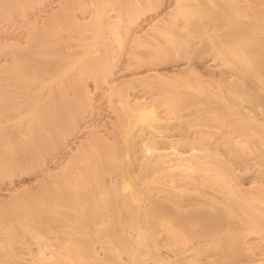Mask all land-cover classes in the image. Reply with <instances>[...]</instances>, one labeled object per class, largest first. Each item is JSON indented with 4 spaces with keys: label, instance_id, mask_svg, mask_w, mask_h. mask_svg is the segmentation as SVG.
<instances>
[{
    "label": "rangeland",
    "instance_id": "374dc122",
    "mask_svg": "<svg viewBox=\"0 0 264 264\" xmlns=\"http://www.w3.org/2000/svg\"><path fill=\"white\" fill-rule=\"evenodd\" d=\"M4 1H6V3H2V4H4V5H2V7H5V8L7 7L6 10L11 9L12 11H15V12L19 11L20 9L26 11L29 8L28 6H30L31 8H29L27 10V12H28V15L31 14V16H32L31 21L35 20V19L38 20V18H41V16H46L44 14L47 11L50 12V10L53 8V6H52L53 3H54V5L59 3V2H61L62 4L67 3L65 5L70 4V0H66L67 2H64V0H57V1L56 0H40V1L36 0L33 2H32V0H28V1L27 0H8V1L4 0ZM17 2H19V3H17ZM16 3L19 5H17ZM7 4H9V6H6ZM46 4H47V6H46ZM15 5H17V7ZM34 5L37 9L35 7H33ZM38 6H40V8L41 7L42 8L40 9ZM43 6H44V8H43ZM49 6L51 9L49 8ZM47 7H48V10H46ZM88 7H91V6H88ZM34 8H35V10H33ZM37 10L40 12L38 13ZM34 12L37 14L33 16L32 14H35ZM38 14L41 16L38 17ZM47 14H48V12H47ZM109 14H111V15H109ZM97 15H99V13ZM108 15L110 17H108ZM106 16L107 17L104 16L102 18L106 19L105 22H107V21L110 22L112 20V18L114 17V13L111 11ZM111 16H113V17L111 18ZM109 19H111V20H109ZM1 20H2V22H1ZM93 23H95V21ZM263 23H262V25L264 27ZM4 24H5V21L0 18V26L2 28L0 30H3V28L6 27V24H5V26H4ZM81 24H83V22H81ZM53 26H51L52 30L49 29L50 27L47 28V30H49V31H45L46 28H44L43 31L46 32L45 34H43V31H40L39 33L37 32L39 35L42 34L41 36L36 35V33H34L32 35L33 38L41 37V39H39V38L35 39L36 42L42 43V44L37 43V45L39 47L41 46L43 48L42 45L47 46V44H44V43L51 44V43H54L58 39L66 40L69 38L70 42L66 40L67 42H66L65 49L67 48V46L70 43L71 47L68 46V48H70V52H73V50L75 51L77 49H79L81 51V50H83L81 47L84 48L86 45H88L87 43L89 41L96 42V40L99 41L102 39V38H100L101 35H98L99 33L95 32V30H91V31L89 30L87 32L89 37L83 39V40H86L85 42L83 40H81V38H80V40L82 42V44H81L79 42V40H77L78 36H75L79 32L81 26H78V25H77L78 27L67 26L66 28L62 27L63 29L60 26H56V25H53ZM27 29H28V27H27ZM137 29L136 28L134 29V31H136L134 33L139 32L138 36H140L141 37L140 39L143 41L141 43L145 44L147 40H146L145 36H143L144 32H141L140 30H137ZM262 29L264 30V28H261V30ZM53 31H55V32H53ZM48 33L49 34L52 33L51 36H53L54 33H56V35H54L53 37H49V35H46ZM256 33L259 36L258 35L250 36V38H248V40L246 39L243 42L247 43V42H250V40H252V41H253V39L257 40V38L264 36V34L260 35V33H258V32H256ZM90 34H92V35H90ZM44 35L48 36V37H44ZM57 35H59L60 37H56ZM109 35H111V34H109L107 32V33H105L104 36L107 38L106 39L107 41H111L112 44H114L112 46V48H113L112 53H114L113 54L114 57L116 56L114 59V62L118 63L119 58H120L118 55L120 53V52H118L119 46H118L117 42H115V40L113 38H111ZM94 36H96V37H94ZM71 37H75V39H73V38L71 39ZM109 37L111 40L108 39ZM176 37H178V36H176ZM255 37H257V38H255ZM89 38L90 39L93 38L95 40L93 41V39L90 40ZM181 38H183V37H181ZM49 39H51V40H49ZM78 39H79V37H78ZM173 39H176V38H172V41H173L172 43H175V41L178 38L175 41ZM259 39L264 40L261 38H259ZM37 40H40V41H37ZM180 40L181 39L176 41L175 44H177ZM73 41L76 42V44ZM201 41L199 42L200 45L204 43L203 42L204 40L202 41L203 43ZM73 43H74V46L72 45ZM84 43L86 45H83ZM149 43L150 42L146 43L144 46L142 45V47L140 46L141 44H139V47H141V48L147 47L149 49L150 53L155 54L154 52H151V50L158 47L159 45L160 46L162 45V44L158 45L157 43L156 44H154V43L149 44ZM169 43H171V41ZM126 44L129 47H127V45H125L124 49L126 50V52L123 51L122 57L123 56L125 57L126 55H127L126 57H131V56H128L129 53H130V55H132L131 54L132 48L130 47L131 46L130 41H127ZM171 45H173V44H171ZM189 46H191V45L189 44L188 48H189ZM77 47H79V48H77ZM162 47L164 48V45H162ZM162 47L157 49V50H159V52L157 51L158 54L155 55L156 58L154 57L151 59L153 61H155L152 64L156 63L154 65L159 66V68H161L160 70L161 71L163 70V71L157 73V75H154L152 77H145V78L133 80L131 82V84H134V85L129 84V86L127 88L128 97L125 96V98H122L123 95L121 96V94H119L116 90L112 91V90L106 88V87H108V84L104 79H100L99 81L94 82L95 81L94 78H92L90 76L87 77V80L89 81V85H90L89 89H90V92L92 94V95L90 94V99H91V102L93 103L92 106H96V107H92L91 105H87V107L89 106L87 110L94 108L93 110L91 109L93 111V113H91V115H93V116H91V121L89 124L91 125L90 127L95 131L97 130L99 134L106 133L103 136L104 137L107 136L108 139H107V137L104 139H107L109 141L111 140L110 136H108V134H110L109 133L110 129L115 128L116 127L115 125H117V123H115V121H116L115 110L124 109L125 107H123V105H125L126 107L128 106V108L132 107V108L128 109V112H130V113L128 114L129 120L127 121V123L129 125L128 124L127 125H128V127H131L134 130V132H133V130H132V132L135 135L134 136L135 140L137 141V143L139 144V146L142 149V150H140V152H138L139 155L138 154L137 155L134 154L133 156L131 155L132 157H135L134 159L131 157L130 159H127L123 163L116 158L110 159V157L108 156V155H110V152L105 151L106 150L105 148H107V150H108V146L107 147L103 146L105 144V141H106L104 139L102 141L101 140L97 141V142L94 141L95 144L97 143V146L95 144L92 145L93 144V143H91L92 141L91 142L87 141L85 143L86 146L81 147L82 144L80 145V149H78L79 145H78V142H76V144H73L75 146L72 149L73 151L72 150L69 151L64 147V143H65L66 138H69L72 136L71 132H68V137H66L65 139L60 138V137L56 138V136H54V137L52 136L53 139H50L48 136H45V138H46L45 139L44 136L42 135V134H44L43 133L44 129H42L43 128L42 123H40V122L36 123L35 121L31 122V124H30V127L33 128L34 131L33 130L27 131V133L33 132L34 135H33V133H31V135L33 137L29 136V133H28V135L23 134V139L17 140V138H10L8 141L9 143L7 142L5 144V146L9 145L8 147H6L7 149H4L5 147L0 146V150H1L0 151V163H1L0 164V264H7L8 262H9L8 264H10V261H8V260H11L12 262H15L16 259L18 260L20 257L17 254L21 253L20 249H22V248L23 249L21 251L25 250V253L28 254L29 249L36 250L35 247L36 248L42 247L41 250L45 249L42 251H44L45 255L48 256L50 254V250H49L50 248H48L47 246L51 244L50 242L55 243L54 241H52V239L54 240L57 237L53 238L52 236L53 235L58 236L57 234H59L61 237L58 236L59 238L56 239V240H59V244L57 242L58 247L57 246L56 247L59 248V250H61L63 252V254L65 252H67L66 254L70 255V253H68V252L73 251L74 253L71 252V255L73 254L72 255L73 257L78 258L79 257L78 254H81V253H83L81 251H84L83 248H84V246H86L85 243H88L87 244L88 246L96 247L98 249L97 251H99L98 254H100V256L101 255L103 256L105 254V251H107V249L105 250L104 247H100L101 245L102 246L103 245L109 246L108 244H110L113 246L115 244V242H118V241H111L112 236L110 235V232L113 229L111 230L110 228H112L114 226L113 217H114V219H116L115 217H117L119 215L118 213H120L122 211V213H120L121 215L123 214L122 216H124V215L127 216V219H129V220L136 218L137 220H134V219L132 220L133 222L135 221V225L136 226H138L140 224L144 225V227H143L144 229L142 228V230H147L145 228H148L146 226L150 225L149 218H146V216L145 217L139 216L142 213H139V212H141V210L140 211L138 210V212L136 211L137 206H139V204H141V203H144L147 206H149L152 198H154V199L157 198V200L160 202V204L162 206H165L168 204V209L170 210L171 216H173V217L176 216L177 218H179L180 216L185 214V212H184L185 208H182L179 210L174 209L175 205L174 204L172 205L171 199L175 198V196L178 195V193H176V192H179V193L185 192L183 195H185L186 197L189 196L190 200L192 202L196 203L195 205L193 203H191V205H194L195 207L189 205L192 208H188L189 207L188 206L187 210H189L190 213L192 212L191 213L192 215L194 214L193 216L195 219H197L199 221L198 224L200 227H201L202 223L203 222L205 223V221H206L205 225H203V227L200 228V230L197 229V228H199V226L195 228V229H197V231L199 230L198 232L203 233L204 231H207V230L210 231L211 229H214V230L216 229V234L214 236V240L216 242L214 240H212L209 245H212V247H214V245L218 246V245H222L223 243H225L224 245H228L230 247L229 248L228 246H226V248H229V250H231V248L233 249L234 246H236V248L234 249L235 250L234 252L236 253L237 256L233 255V254H235V253H233V251H229V250L226 251V252L229 251V253L232 252L231 254L228 253V255H227V257H229L228 259H230V260H232L233 257H236V258L247 257V259L249 261L251 259V256H253L252 259L248 263H251L252 261H254V263L264 262V261H262V259L264 260V247H262V246H264V244H263L264 243V237H263L264 236V216H263L264 215V203H262V200L264 202V144L262 143L264 141L261 138L262 136H260V133H259L260 131H258V130H264V129L253 130V128H255L256 126H258V127H256V129L257 128H264L263 127V125H264V114H263V112H264V106H263L264 105V103H263L264 102V89L262 88V86H260V83H258V82H260V81H258L259 76H257V75L254 76L255 77L254 78L255 83L252 84L253 85V87H252V86H250V84H249L250 82L248 81L249 75L245 74V72L247 71L246 67H243L242 70H237L234 64H229V66L227 64L226 66L229 67L228 68L229 70L230 69L234 70V68H235V71L241 72L240 75H238L239 74L238 73L234 76V78H236V79L234 80V86H233V83H231L229 81V79L220 75L218 73V71L214 70L213 68L209 69V68L203 66V64L205 62H207L205 60L208 59V61H209V58H208V56L202 55L199 52L200 50H198L197 48H195L196 49L195 51H192L194 49H192L191 52L188 51V54H187L188 56L185 53L184 54L179 53V51L182 50L183 47H182V49L176 48L173 54H172L173 51H171V53H169V52L166 53V54H171L173 56H170V55L164 56L163 52H165V48L163 49ZM198 47H199V45H198ZM66 50H68V49H66ZM128 50H131V51H128ZM155 50L156 49H154L152 51H155ZM192 52H193V54H192ZM123 54H125V55H123ZM177 54L183 55L185 58L184 57H182V58L185 60L181 59V56L179 57V56H177ZM160 58L161 59L163 58V59L161 60ZM186 59L187 60L190 59L189 61L191 62V65L193 66V68H192V66H190V68H188V69L187 68L186 69L174 68L175 65L178 64L176 62L180 63L182 61H186ZM115 60H117V61H115ZM156 60H157V62H156ZM258 62L260 64L264 62V54H263V57L261 55L255 59V63L259 64ZM73 65H75V64H73ZM73 65H72V69H74V67H75ZM167 68H169V69H167ZM72 69L69 70L70 73L68 71V75L64 76L67 80H69L68 82H70V80L74 81V78L76 76L75 74H77L76 72H74L75 70H72ZM126 73H130V72L127 71V72H123L122 74H126ZM71 74H72L73 78H71V76H70ZM37 77L38 76H36V78H34V80H37ZM221 77H222V79H221ZM91 79H93V80H91ZM256 82L259 84V86H257ZM71 83L72 82L67 83L68 85H65L63 87H65V88H68V86L71 87ZM237 84H239V87L243 88V89L244 88H248V89L255 88L252 91H253V93H255V95L256 94L258 96L260 95L259 97L256 96L258 101L254 102V101H256V99H255L256 97H254L252 100H247V99H244L243 97H239L237 95L238 94L237 92H232L233 89L235 87H237ZM94 86H96V87H94ZM259 88H261V90ZM37 89L39 90L40 87H35L34 91L35 90L36 91L32 92V93H37V91H38ZM24 91H25L24 95H22L23 94V91H22L20 93V96H19L20 98L18 97L19 99H21L20 102L24 103V104L21 103L22 106H26L31 101L30 99H31V94H32L31 92H28L30 90H24ZM26 95H28V96H26ZM27 97H30V98H28V100H29L28 102H27ZM22 98H24L25 100ZM225 98H227V99H225ZM236 98L237 99L239 98L237 101L238 105L235 102H233L234 101L233 99H236ZM95 101L97 103H95ZM113 102L115 103V105H112ZM248 103H250V104H248ZM101 104H103V105H101ZM149 104H152L154 106L155 110L157 111L158 117L160 119V122H159L160 125H157L158 126L157 129H155L154 131L150 130V128L147 125L143 124L144 125L143 126L139 122L137 123L138 126L133 125L135 123V120H136L135 119V117H136L135 110L138 107H142L144 105H149ZM260 106H261V108H260ZM101 107H103V108H101ZM112 107H114V108H112ZM236 110H238V111H236ZM243 110H247V113L249 112L251 115L252 114L253 115L251 116L250 114H246L243 112ZM103 112H105V114ZM94 114H95V116H94ZM101 115H102V117H101ZM246 115H250V116H246ZM133 116H135V117H133ZM257 119H259L260 121H258ZM79 120H80L79 117L75 118V123L73 124L74 127L76 126L75 125L76 122H78ZM252 120L255 122L258 121V123L248 124L250 126H247L246 124L251 123ZM247 121H249V122H247ZM100 122H102V123H100ZM113 122H114V125H113ZM73 125H72V128L74 129ZM250 127L252 129H250ZM72 128H70L69 131H71ZM105 128H107V129H105ZM36 129H38V130H36ZM248 130H249V132H248ZM136 132H138V133H136ZM246 132H248V134H245ZM179 133H180V135H177ZM251 133H253V134H251ZM261 133L264 136L263 131H261ZM182 136H184L185 138H182ZM178 137H180V138H178ZM25 138H29V139L31 138V139L25 140ZM155 138L157 139V141L159 140V142L156 143L157 145L159 144V147L164 148V149L168 148L167 149L168 153H169V154L167 153L168 155L163 154V156L161 155L160 158H156L153 151L152 152L150 150L145 151V146L143 144H145L146 142L151 143V141H153V139H155ZM176 138L178 139L179 142L177 141ZM205 139H206V141H205ZM263 139H264V137H263ZM22 140H25V141H22ZM202 140L205 142H202ZM88 142H89L90 146L87 145ZM106 142H108V141H106ZM31 146L32 147L36 146V147L33 150V149H31L32 148ZM98 146H99L100 150H97V149H99ZM102 146H103V148H102ZM163 146H165V147H163ZM2 148L4 150H2ZM76 149H78V151ZM174 149H176V150L179 149L178 151H180L182 153L181 157H179V155L178 156L175 155L176 153H175ZM202 149L205 150L206 152L202 151ZM31 150H33V152ZM79 151H81V153ZM201 151L205 152L204 154H209L208 156L205 157L206 158L205 162H204V159L201 158V156L203 154ZM30 152H32V153H30ZM69 153L70 154L72 153V154L70 155ZM75 153H77L78 155ZM170 153H172L173 155H170ZM5 154H7V156ZM32 154H33V156H32ZM76 155H77V157H76ZM199 155H201V156H199ZM170 156H172V157H170ZM176 157H178V158H176ZM199 157L201 159H199ZM208 157H210L208 159L209 161H207ZM26 159H28V160H26ZM144 159L150 160V161L152 160V162L149 163V161L148 162L145 161V162H147L145 165ZM154 159L156 160L157 164L158 163L161 164L160 169L164 168V170L159 169V171H158V170H155V168L154 169L152 168V166L153 167L155 166L154 163H156V162H153ZM157 159H158V161H157ZM202 159H203V161H202ZM20 160H22V161H20ZM23 160H26V161H24L25 163L23 162ZM109 160L111 162H109ZM129 160H131V161H129ZM179 161H180V163H178ZM15 162L17 163L16 168H11L10 165H7L9 163H15ZM18 163H21V164H18ZM174 163H176V165H174ZM167 165H168V167L171 166L174 168H172V169L167 168ZM180 165H181V167H178ZM243 165L246 168H243L244 167ZM8 166H9V168H7ZM44 166H45V168H44ZM42 167L45 170L46 169L48 170V172H45L46 174L43 173L44 175L41 174L42 173L41 172ZM244 169H246V170H244ZM171 171H173L172 176L170 175ZM174 172H176V174H179L180 178L184 177V179H183L184 182L186 180L189 181V179H190L189 184L187 185L186 182H188V181H186L185 182L186 186H185V184H183V182H182L181 186H183V187H181L178 182H176L175 180L173 181L174 178L177 179V177L173 176ZM115 173L117 174L116 176H115ZM120 175H122V176H120ZM105 176L106 177L110 176V177L106 178ZM130 176H131L130 180H132V179L136 180V181L135 180L132 181V182H134L133 185H134L135 189H137L139 187V189L137 191L134 190L135 193H137V194H135V195H137L136 199H134L133 197H131V195H129L132 199L135 200V204L133 203L134 202L133 200L131 201V198H125V197H128L129 191L128 192L125 191L120 186V184H122V180L129 179ZM120 177H122V178H120ZM63 179H65V180H63ZM114 179H116V181H114ZM108 180L111 182V184ZM160 180H162V181H160ZM101 181H103V182H101ZM156 181H158V182H156ZM63 182H65V184L67 182V184L64 186ZM72 182H73V184H72ZM112 182H113V184H112ZM155 182H156V184H155ZM100 183H101V185H103V183L107 184V185H109V184L111 185V186L106 187L105 192H104V194H105L104 197H103V193L100 195V193H101L100 192L101 188H99V187H101ZM60 184H62V185H60ZM137 184H139V185H137ZM154 185L156 186V188ZM176 185H177V187H176ZM136 186H137V188H136ZM66 187L67 188L69 187V188L67 189ZM120 187L122 188V191H120L121 190ZM98 188H99V190H98ZM107 188H109V189H107ZM114 188L118 189L119 191L114 190ZM169 188H172L173 190L169 189ZM103 189H104V186L102 187V192L104 191ZM167 189H169V190H167ZM59 190H61V191H59ZM64 190H65V192L68 191L67 193H74L73 195H76V196L75 197L71 196L72 197L71 198L70 194L69 195L65 194V196L59 195L60 193L62 194V192ZM85 190H86V192L87 191H90V192L84 193ZM96 190H98L97 193H96ZM69 191H71V192H69ZM65 192H63V194ZM107 192L109 193V195ZM55 193L57 194L56 196L58 198L54 197ZM202 193H204L206 195H204ZM42 194H43V196H42ZM45 195H49V196H45ZM84 195L87 197H85ZM95 195H97V197ZM140 195H143L142 198H140L141 197ZM157 195H160V196L158 197ZM172 195H174V196H172ZM82 196H83V198H82ZM65 197H67V198H65ZM89 197L92 199H90ZM110 197H112V198H110ZM169 197H171V198L169 199ZM201 197L203 198V200L207 199V201L201 200ZM96 198H98V199H96ZM107 198H109L111 200H109ZM59 200H63L64 204L62 202H60ZM68 200H70V201H68ZM83 200H85V201H83ZM167 200H169L170 202ZM199 200H200L201 204H203V205H201L200 202H198ZM227 200L230 203H227ZM229 200H231V201H229ZM257 200H261V208H257L260 205L258 203L259 201H257ZM210 201H212V202L210 203ZM92 202H93L94 206L91 205ZM60 203H61V205L59 206ZM83 203L85 204V206H82V205H84ZM117 203H119V204H117ZM209 203L211 204V206H209ZM227 204H231L232 206L235 205L236 207L235 206L232 207V208H235V210H233L230 207L231 205L228 206ZM57 205H58V207H57ZM62 205H63V208H62ZM73 205L75 207H79L78 208L79 210L77 208L72 207ZM103 205L105 207H103ZM225 205L227 207H224ZM128 206L131 207L132 210ZM217 206H221V207H223V209L225 208L226 210L225 209L223 210L221 207L218 208ZM249 206H250V208H248ZM71 207H72V209L74 208L75 210L74 209L71 210ZM86 207H88V208H86ZM117 208L120 210H118ZM124 208H126L127 210ZM229 208L232 209L233 211L229 210ZM85 209H86V211H85ZM107 209H108V211H106ZM128 209H129V211H128ZM245 209L246 210L250 209V210L246 211ZM76 210H78L77 213L75 212ZM104 210L106 211V213ZM193 210H195L194 213H193ZM251 210L253 212H251ZM13 211H14V213H12ZM62 211L64 213H62ZM68 211H70V213ZM79 211H80V213H79ZM87 211H89L88 214H87ZM115 211H117V213ZM71 212H74V213H71ZM107 212H110V213H107ZM127 212H130L131 214L132 213H135V214H133V216H131V214H129V213L127 215ZM227 212L229 213V215L231 217L227 214ZM260 212L263 213V215L259 214ZM65 213H66V215H65ZM96 213H98V215ZM251 213H253V215L256 217L258 216L257 219H252L253 215H250L251 216V218H250L249 214H251ZM55 214H56L57 218H54ZM69 214H74L75 218L73 217L74 215L69 216ZM106 214H115V215L118 214V215L117 216L110 215V217H109ZM137 214H138V217L136 216ZM146 214H147V211H146ZM102 215H103V218H101ZM226 215H228L229 217ZM40 216H42V217H40ZM50 216H51V218H49ZM243 217H244V219H242ZM256 217H253V218H256ZM78 218H79V220H78ZM99 218L101 220H99ZM106 218L110 219V220H107ZM40 219H41V222L39 223ZM57 219H58V221H64L63 223L64 224L66 223L67 226H65L62 222H57ZM73 219H75V220H73ZM104 219H106V220H104ZM37 220H39V221H37ZM98 220H99V222H98ZM142 220H146V222L142 221ZM248 220H250V221H248ZM79 221H81L80 225L78 224V226H77V223H79ZM136 221H141V222H136ZM227 221H229V222H227ZM261 221H263V222H261ZM36 222L39 223L40 225H38ZM52 222H56V223H52ZM86 222L88 225L86 224ZM96 222H98V226H96L97 225ZM142 222H143V224H142ZM208 222H209V224H207ZM67 223H69V224H67ZM95 223H96V225H94ZM101 223L104 225H102ZM228 223H230V224H228ZM54 224L56 226V227L54 226L55 228H58L57 225H59V227L61 225V227L57 229V230L60 229L59 231H57L55 228L52 227ZM223 224H225V225L223 226ZM36 225L41 226V227H38L39 228L38 229V228H36L37 227ZM229 225H231L232 228ZM206 226H209V227H206ZM219 226H221L220 228H222L223 231H222V229L218 228ZM140 227H142V226H140ZM225 227H227L228 229L225 230L226 229ZM233 227H235V228H233ZM35 228L38 230H36ZM69 228H70V230H69ZM100 228H102V229H100ZM203 228H204V231H203ZM207 228H209V229H207ZM53 229H55V231H57V232H55ZM76 229H77V231H76ZM79 229L81 232L79 231ZM231 229H232V231H231ZM51 230H53V231H51ZM31 232H32V234H31ZM60 232H62V233L60 234ZM75 232H76V234H75ZM73 233H74V235H73ZM81 233H83L84 235ZM153 233H154V231H151V229H149L146 233H144V234H146V239L151 237ZM66 234H69V235L66 236ZM49 235L50 236L52 235L51 236L52 239ZM63 235L66 237L64 238ZM87 235H89V236H87ZM218 236H219V239H218ZM41 237H43V238L49 237V240H51V241H49V244H48V241L46 242V239L44 238L45 239L44 241L46 242V246H45V243L43 244V240L38 239V238L41 239ZM15 238H16V240H15ZM60 238H61V240H60ZM70 239H74L75 242H77L76 240H79V241L77 243H75L74 240H70ZM102 239H104V242L102 241ZM63 240H65V241H63ZM68 240H69V242H68L69 244L66 243ZM106 240H109L108 241L109 243L107 242V244H106ZM113 240H117V239H113ZM224 240L225 241L227 240L228 242L233 241L237 245L230 246L231 243L229 242V244H226L227 241L225 242ZM38 241H42V242L35 243ZM90 241H92V242H90ZM28 242H29V244L31 242V244L34 246L33 247L31 246L32 248H29ZM61 242L64 244H60ZM70 243L73 245V248H72V245ZM76 244H78V245H76ZM91 244H93V245H91ZM62 245H65V248ZM116 245H118V244H115L113 247H115ZM258 245H260V246H258ZM23 246H25V247H23ZM81 246L83 248H81ZM118 246L116 247V249L114 248V250L117 251L118 253L121 251L122 254L119 253V254H121V255H119L118 253H116L114 251L115 254H117V256L129 258L133 255L132 254L133 252H128L127 250L130 251L131 249H134V247L131 249L124 247V249H122L123 248L122 245H120L121 247H119V248H118ZM60 247H63L64 249H62V248L60 249ZM67 247H69L68 249L70 251H68L66 249ZM79 247H80V249H78ZM208 247L211 248L210 246H208ZM107 248H109V247H107ZM140 248L141 247L139 245V248H137V254L138 253L140 254L139 261H138L139 264H157L158 256H152L151 257V255H148V254L152 253L151 250L149 252L144 251L145 253L148 252L147 254H145V253H143V249H140ZM242 249H243V251H242ZM32 250H30V252H31V253H29L30 255L32 254V252L36 253L38 251V249H37V251H32ZM64 250H67V251H64ZM17 251H18V253L16 254L15 252H17ZM100 251H102V252H100ZM140 251H141V253H140ZM47 252H49V253H47ZM25 253H24V255H27ZM130 253L132 255H130ZM250 253H251V255L248 258L247 254H250ZM243 254H245V255H243ZM84 255H86L85 252H84V254H82L80 256L85 257ZM152 255H154V254H152ZM230 255H233V257L232 256L230 257ZM12 256H14V257H12ZM27 256H29V255H27ZM9 257H10V259H9ZM153 257H154V259H153ZM227 257H224L223 259H225ZM12 258H15V259H12ZM79 259H81V258L79 257ZM82 259H84L86 261L91 260V259H88L87 257L82 258ZM228 259H226V260H228ZM258 259H261V261H259ZM226 260H224V261H226ZM230 260H228L227 262H229ZM92 262H93V260H91V262H89V263L91 264ZM96 262H98V261H96ZM161 262L163 263V261H161ZM99 263L102 264L101 261L98 262V264ZM104 263H106V262H104ZM94 264H97V263H95V261H94Z\"/></svg>",
    "mask_w": 264,
    "mask_h": 264
},
{
    "label": "bare ground",
    "instance_id": "6f19581e",
    "mask_svg": "<svg viewBox=\"0 0 264 264\" xmlns=\"http://www.w3.org/2000/svg\"><path fill=\"white\" fill-rule=\"evenodd\" d=\"M33 1H36V0H32V2ZM38 1H40V0H38ZM64 2H67V1L64 0ZM2 3H6V1L0 0V18L3 19L5 21V24H6V27H4L3 30H0V146L5 147L4 149H7L6 147L9 146V145L5 146V144L9 141L10 138H17V140L23 139V134L28 135L29 132L27 133V131H30V130L34 131V129L30 127L31 122H33V121H35L36 123L37 122L42 123V127H43L42 129H44L43 130L44 134H42V135L44 136V138H45V136H48L50 139H53L52 136L53 137L56 136V138L60 137V138L65 139L66 137H68V132H71L72 136L69 138H66L65 143H64V147L69 151L75 147L73 144H76V142H78V145H79L78 149H80V145L82 144L81 147L86 146L85 143L87 141H89V142L92 141L91 142V143H93L92 145H94L95 142H97V141H100V140L102 141L104 138L107 137L106 135H105L106 137L103 136L106 133L99 134L98 131L96 130L97 131L96 132L95 130H93L90 127L91 125L89 124L91 121V116H93V115H91V113H93L92 110L94 108L90 107L92 110L91 109L87 110L89 107V106L87 107V105L92 106V104H93L91 102V99H90L91 92L89 89L90 85H89V81L87 80V77L90 76V77L94 78V80H95L94 82L99 81L100 79H104L108 84V87H106V88H108L112 91L116 90L119 94H121V96L122 95L124 96V97L122 96V98H125V96L128 97L127 88L129 86V84L134 85V84H131V82L133 80L141 79V78H145V77H152L154 75H157V73L163 71V70L162 71L160 70L161 68H159V66L154 65L156 63L152 64L155 61H153L151 59V58H154L156 54H158L159 50H157V49L161 48L162 45H164V48H165V52H163L164 56H168V55L173 56L171 54H166V53H168V52L171 53V51H173L172 52V54H173L176 48L182 49V47H183V49L180 50L179 53L180 54L185 53L186 55L188 54V51L191 52L192 49H194L192 51H195L196 50L195 48H197L198 50H200L199 52L202 55L208 56V58H209V61H208V59L205 60L207 62H205L203 64V66L207 67L209 69L213 68L214 70L218 71V73L220 75L229 79V81L231 83H233V86H234V80L236 79V78H234V76L238 73H239L238 75H240L241 72L235 71V68H234V70H231V69L229 70L228 69L229 64H234L237 70H242L243 67H246L247 71L246 72L244 70L243 71L245 72V74L249 75L248 81L250 82L249 83L250 86L253 87L252 84L255 83V80H254L255 77L254 76L257 75V76H259L258 81H260V82H258V81L257 82L260 83V86H262V88L264 89V62L261 64L259 62H258L259 64L255 63V59L261 55L263 57V54H264V40L259 39V38L264 39L263 38L264 36L257 38L259 35L256 33V32H258V33H260V35L264 34L263 33L264 30L263 29L261 30V28H264L262 25V23L264 22V0H70L69 5H65L67 3L62 4L61 2H59V3L56 2L57 4H55V5L53 3L52 9L50 8L51 5L49 6V8L51 9L50 12L47 11L48 14H47V12L45 14L43 13L46 16H41L38 14V17L41 16V18H38V20L35 19L32 21H31V18H32L31 14L28 15V12H27V10L29 8H31L30 6H28L29 8L26 11L20 9L19 11L15 12V11H12L11 9L6 10L7 7L6 8L2 7V5H4ZM17 3H19V2H17ZM17 5H19V4H17ZM17 5H15V6L17 7ZM35 5L33 7H35ZM6 6H9V4H7ZM46 6H47V4H46ZM88 6H91V7H88ZM38 7L40 8V6H38ZM35 8L33 10H35ZM43 8H44V6H43ZM46 10H48V7L46 8ZM111 11L114 13V17L111 16V18L113 17L114 19L113 18H112V20L109 19L111 21L110 22L107 21L108 22L107 23V22H105L106 19H104L102 17H104V16L107 17L106 15ZM37 12L39 13L40 11L37 10ZM98 13H99V15H97ZM36 14L37 13L32 14V15L34 16ZM109 15H111V14H109ZM109 15H108V17H110ZM94 21H95V23H93ZM1 22H2V20H1ZM81 22H83V24H81ZM5 24H4V26H5ZM53 25L60 26L61 28L62 27L66 28L67 26H72V27L73 26H75V27L81 26L79 32L77 33V35H75V36L79 37V39L77 37V40H79V42L81 44H82L81 40L89 37V35L87 34V32L89 30L90 31L95 30V32L99 33L98 35H101L100 38H102V39L101 40L98 39L99 41L96 40V42L89 41L87 43L88 45H86L84 43L83 45H86V46L84 48L81 47L83 49L81 51L79 49H77L75 51L73 50V52H70V48H68V46L71 47L70 43L66 48L68 50L65 49L66 42L69 41V38L66 39L67 41L57 38L58 40H56L54 43H51V44L44 43V44H47V46L42 45L43 48L41 46L39 47L37 45V43H40V44H42V43L36 42L35 39L36 38L41 39V37L33 38L32 35L34 33H36V35L41 36L42 34H40V35L38 34L40 31H43L44 28H46L45 31H49V30H47V28H49V27H50L49 29L52 30L51 26H53ZM27 27H28V29H27ZM135 28L136 29L138 28L137 30L144 32V34L146 33L145 35L143 34V36H145V38L147 40L146 43L150 42L149 44H151V43H154V44L157 43L158 45L162 44L161 46L157 45L158 47L154 48V49H156L155 51H152L154 49L151 50V52H154L155 54L150 53V51L147 47L141 48L142 45L144 46L146 43L145 44L141 43L143 41L140 39L141 37L138 36L139 32L134 33V32H136V31H134ZM0 29H2L1 26H0ZM53 32H55V31H53ZM107 32L109 34H111L109 36L111 38H113L119 46L118 52H120V53L118 55L120 58H119L118 63L114 62V59L116 56L114 57L113 56L114 53H112V51H113L112 46L114 44H112L111 41H107L106 40L107 38L104 36L105 33H107ZM45 33L46 32L43 31V34H45ZM51 34L48 33L46 35H49V37H53L54 35H56V33H54L53 36H51ZM92 34H90V35H92ZM59 35H57L56 37H60ZM253 35L254 36L258 35L257 37H255V38H257V40L253 39V41H252L249 39L250 42H247V43L243 42L246 39L248 40V38H250V36H253ZM176 36H178V37H176ZM44 37H48V36L44 35ZM94 37H96V36H94ZM110 37L108 38L109 40H111ZM181 37H183V38H181ZM72 38L75 39V37H71V39ZM80 38H81V40H80ZM172 38H176V39L178 38L177 40L173 39L174 41L175 40L178 41L179 39H181V40L177 44H175L176 41H175V43H172L173 42ZM92 39H90V40H92ZM49 40H51V39H49ZM94 40L95 39H93V41ZM201 40L202 41L204 40L203 41L204 43ZM37 41H40V40H37ZM83 41L85 42L86 40H83ZM127 41H130V45H131L130 47L132 48V51L131 50H128V51H131L132 55H130V53H129L128 56H131V57H126L127 55L125 57L124 56L122 57L123 51L126 52L124 47H125V45H127L126 44ZM170 41H171V43H169ZM200 41L203 44L200 45L199 44ZM74 43L76 44V42H74ZM74 43L72 44L73 46H74ZM139 44H141L140 45L141 47H139ZM171 44H173V45H171ZM189 44L191 46H189V48H188ZM198 45H199V47H198ZM127 47H129V46L127 45ZM77 48H79V47H77ZM192 54H193V52H192ZM123 55H125V54H123ZM177 56H179V57L181 56V59H183L182 57H184L183 55H179V54H177ZM183 60H185V59H183ZM189 60L186 59V61H182L180 63L176 62L178 64H176L174 68H177V69H186V68L188 69V68H190V66H192V65H191V62ZM115 61H117V60H115ZM156 62H157V60H156ZM73 64H75V65H73ZM227 64H228V66H226ZM72 65L75 66L74 69H72ZM192 68H193V66H192ZM71 69L75 70L74 72H76L77 74H75L76 76L74 78V81L70 80V82H72L71 87L68 86V88H65L63 86L68 85L67 83H70V82H68L69 80H67L64 76L68 75V71ZM167 69H169V68H167ZM127 71H129L130 73L122 74L123 72H127ZM69 73H70V71H69ZM36 76H38L37 80H34V78H36ZM70 76H71V78H73L72 74ZM221 79H222V77H221ZM91 80H93V79H91ZM258 83H257V86H259ZM35 87H40V89L39 90L37 89L38 90L37 93H32V92L36 91V90L34 91ZM94 87H96V86H94ZM254 89L255 88H253V89L244 88L243 89V88L239 87V84H237V87H235L232 92H237L238 93L237 95L239 97H243L244 99H247V100H252L254 97L258 96L257 94L255 95V93H253L252 90H254ZM259 89L261 90V88H259ZM24 90H30L28 92L32 93L31 99H30L31 101L26 106H22V104H24V103L20 102L21 99H19L20 93L22 91H23L22 95H24V92H25ZM26 96H28V95H26ZM28 98H30V97H27V102L29 101ZM22 99H24V98H22ZM225 99H227V98H225ZM236 99H233L234 100L233 102H235L237 104V101L239 98L237 100ZM255 99H256V101H254V102H257L258 101L257 97ZM95 103H97V102L95 101ZM113 103H112V105H115V103L114 104ZM248 104H250V103H248ZM101 105H103V104H101ZM92 107H96V106H92ZM123 107H125V108L122 110H115V112H116L115 123H117V125H115L116 127L114 126L115 128L112 127L113 129H110V132H109L110 134H108V136H110L111 140L110 141L107 140L108 139V137H107V139H104V140H106L108 142L105 141V144L103 145L105 147L108 146V150H107V148H105L106 149L105 151L110 152V155H108L110 157V159L116 158V159L120 160L122 163L124 161H126L127 159H130L134 154L139 155L138 152H140V150H142L141 147L139 146V144L137 143V141L135 140V137H134L135 135L133 134L134 130L131 127H128L129 124L127 123V121L129 120L128 114L130 113V112H128V109H130L132 107L128 108V106L126 107L125 105H123ZM101 108H103V107H101ZM112 108H114V107H112ZM260 108H261V106H260ZM247 110H243V112L246 114H250L249 112L247 113ZM236 111H238V110H236ZM103 113L105 114V112H103ZM263 114H264V112H263ZM135 115H136V117L135 116H133V117H135L136 120H135V123L133 125H137V123L139 122L142 125L143 124L147 125L150 128V130H153V131L155 129H157V127H158L157 125H160L159 124L160 119L158 117L157 111L155 110V108L152 104L144 105L142 107H138L135 110ZM250 115H246V116H250ZM94 116H95V114H94ZM76 117H79L80 120L78 122H76V124H75L76 126L74 127L73 124L75 123ZM101 117H102V115H101ZM257 120L260 121L259 119H257ZM258 121L255 122L252 120L251 123H247L246 125L250 126L248 124H253V123L255 124V123H258ZM247 122H249V121H247ZM100 123H102V122H100ZM72 125H73L74 129L72 128ZM113 125H114V122H113ZM256 127H258V126H256ZM256 127L253 128V130L264 129V128H257L256 129ZM263 127H264V125H263ZM70 128H72L73 130L71 129V131H69ZM105 129H107V128H105ZM250 129H252V128L250 127ZM36 130H38V129H36ZM132 130H133V132H132ZM258 131H260L259 132L260 136H262L261 138L264 141V139H263L264 136L261 133V131H263V133H264V130H258ZM248 132H249V130H248ZM248 132H246L245 134H248ZM31 133H33V132H30L29 136H32ZM136 133H138V132H136ZM251 134H253V133H251ZM33 135H34V133H33ZM177 135H180V133ZM178 138H180V137H178ZM182 138H185V137L182 136ZM26 139H29V138H25V140ZM25 140H22V141H25ZM177 141H178V139H177ZM205 141H206V139H205ZM205 141L202 140V142H205ZM89 142L87 145H89ZM157 142H159V140L157 141L156 138L153 139V141H151V143L150 142H146V143L144 142L145 144H143V145L145 146V151L146 150L147 151L150 150L151 152L153 151L156 158H160V156L161 155L163 156V154L168 155L169 154L168 150H167L168 148L167 149L165 148L166 149L165 150L164 148L159 147V144L158 145L156 144ZM262 143L264 144V142H262ZM95 145L97 146V143ZM103 146H102V148H103ZM35 147L36 146H33L31 149L34 150ZM163 147H165V146H163ZM98 148H99V146H98ZM4 149L2 148V150H4ZM78 149H76V150L78 151ZM33 150H31V151L33 152ZM97 150H100V148ZM174 150L176 153V154L175 153L174 154L177 156L179 155V157H181L182 153L180 151H178L179 149L178 150L174 149ZM202 151H205V150L202 149ZM32 152H30V153H32ZM79 152L81 153V151H79ZM205 152H202V153L204 154ZM172 153H170V155H173ZM33 154H32V156H33ZM75 154H77V153H75ZM203 154H202V156L201 155H199V156H201V158H203L204 162H205V159H206L205 157L208 156L209 154H204V155ZM5 155L7 156V154H5ZM77 155H76V157H77ZM170 157H172V156H170ZM132 158L134 159L135 157H132ZM176 158H178V157H176ZM201 158L199 157V159H201ZM209 158L210 157L207 158V161H209L208 160ZM28 159H26V160H28ZM203 159H202V161H203ZM26 160H23V162ZM20 161H22V160H20ZM129 161H131V160H129ZM145 161H147V162L149 161V163L152 162V160L150 161V160L144 159V162ZM157 161H158V159H157ZM109 162H111V161L109 160ZM147 162H145V165ZM153 162H156V160L154 159ZM178 163H180V161ZM18 164H21V163H18ZM154 164H155V166L154 167L152 166V168L153 169L155 168V170L159 171L161 164L160 163L157 164V162ZM7 165H10L11 168H16L17 163L16 162L15 163H9ZM174 165H176V163H174ZM178 167H181V165ZM7 168H9V166ZM44 168H45V166H44ZM44 168L43 167L41 168V170H42L41 174L48 172V170L46 169L47 170L46 171ZM167 168L172 169L174 167H171V166L168 167V165H167ZM243 168H246V167L244 166ZM161 169L164 170V168H161ZM244 170H246V169H244ZM172 172L173 171L170 172L171 174L169 173L171 176H172ZM116 175L117 174L115 173V176ZM120 176H122V175H120ZM173 176L177 177V179L174 178L173 181L175 180L176 182H178L180 186H181L182 182H183V184H185V182L188 181L185 179L186 181L184 182V180H183L184 177L180 178L179 174H176V172L173 173ZM108 177H110V176H108ZM108 177H106V178H108ZM120 178H122V177H120ZM130 179H131V176L129 179L122 180V184H120V186L125 191H127V192L129 191L128 197H125V198L133 197L134 199H136L137 195H135V194H137V193H135L134 190L137 191L139 189V187L137 188V186H136L137 189H135V187L133 185L134 182H132L135 179L134 180L133 179L130 180ZM63 180H65V179H63ZM114 181H116V179H114ZM160 181H162V180H160ZM101 182H103V181H101ZM156 182H158V181H156ZM156 182H155V184H156ZM189 182H190V179L188 182H186V184L188 185ZM63 184L65 186L67 184V182H66V184H65V182H63ZM72 184H73V182H72ZM110 184H111V182H110ZM110 184L107 185V184L103 183V185H101V183H100V185H101V187H99V188H101L100 195L103 193V197L105 196V194H104L105 189L107 186H111ZM112 184H113V182H112ZM186 184H185V186H186ZM60 185H62V184H60ZM137 185H139V184H137ZM103 186H104V189H103L104 191L102 192ZM176 187H177V185H176ZM181 187H183V186H181ZM99 188H98V190H99ZM116 188H114V190H118ZM122 188L120 191H122ZM155 188H156V186H155ZM107 189H109V188H107ZM169 189H172V188H169ZM169 189H167V190H169ZM98 190H96V193ZM59 191H61V190H59ZM63 192H65V190ZM63 192H62V194L60 193L59 195L65 196V194H67V195L70 194V197L76 196V195H73L74 193H67L68 191H66L64 194H63ZM69 192H71V191H69ZM85 192H86V190L84 191V193ZM89 192L90 191H87L86 193H89ZM56 193L54 195L55 198L57 197ZM176 193H178V195H176L175 198L171 199L172 205L173 204L175 205L174 209L179 210V209L185 208L184 209L185 214H183L179 218H177L176 216H175L176 218L171 216L170 210L168 209V204L167 205L164 204L165 206H162L160 204V202L157 200V198L156 199L152 198L149 206H147L144 203H141V204H139V206H137L136 211L138 212V210L139 211L141 210V212H139V213H142L139 216H141V217L146 216V218H149V223H150L149 226L150 227L146 226V227H148V228H145L147 230H142L144 225L140 224V225L136 226L135 221L134 222L132 221L134 218L132 220H129V219H127V216H125V215H124L125 217L122 216L123 214L122 215L120 214V213H122V211L120 213H118L119 215L117 214L118 216L115 214H106L109 217H110V215L117 216V217H115L116 219H114V217L112 216L113 220H114V222H113L114 226L112 228H110L111 230L113 229L112 231L110 230L111 231L110 235L112 236L111 241H118V242H115V244H118L119 246L116 245L115 247H113L115 244L113 246L110 244H108L109 246H107V245H103V246L101 245L100 246L99 245L100 247H104L105 250L107 249V251H105V254L103 256L101 255L102 257L100 256V254H98L99 253V251H97L98 249L96 247L88 246L87 245L88 243H85L86 246H84V248L82 247L83 245L81 246V248H83V250H84V251H81L83 253H81V254L77 253L81 259H79V257L78 258L73 257L72 256L73 254L71 255V252H73V251H70L68 249L69 247H67L66 249L68 251H70V252H68V253H70V255L69 254L67 255L66 254L67 252H65L63 254V252L61 250H59V248H57L58 247L57 242L59 244V240H56V239L59 238L58 236H60V235L56 233L58 236H56V235L52 236L51 235L53 238L57 237L54 240L49 235L51 237L52 241L55 242V243L50 242L51 243L50 245H48L49 241H51V240H49V237L48 238L44 237L46 239V242L48 241L47 247L50 248L49 249L50 254L48 256H46L44 251H42L45 249L41 250L42 247L41 248L35 247L36 250L29 249V253H31L30 250L37 251V249H38V251L36 253L32 252L31 255L29 253L28 254L25 253V250L21 251L23 249L22 248V249H20V252H21L20 254L18 253V251L15 252L16 254L18 253L17 255L20 257L18 260L16 259L15 262H12L11 260H8V261H10V264H90L89 262H91V260H93V262L91 264H94V261L97 264L100 261L102 264L104 262H106L104 264H139L138 261H139L140 254L139 253L137 254V248H139V245H140V247H141L140 249H143V253H145L144 251L149 252L151 250L152 253L148 254V255H151V257L152 256H158L157 264H195V263L196 264H264V262L254 263V261H252L251 263H248L252 259L253 256H251V259L249 261H248L247 257H242V258L241 257H239V258L233 257V255H236V253L234 252L235 251L234 249L236 248V246H234L233 249L231 248V250H229L230 247L228 245H224L225 243H223L222 245H218V246L214 245V247H212V245H209L211 243V241L214 240V236L216 234V229L215 230L211 229L210 231H208L207 229H209V228H207L206 229L207 231H204V228H203V231H204V232L202 231L203 233L198 232L200 230V228H202L203 225H205L206 221H205V223L203 222L201 227H200L198 224L199 221L197 219H195L193 216L194 214L192 215L191 214L192 212L190 213L189 210H187V207L189 205H191V203H193L194 205L196 203L192 202L188 195H187L188 197L183 195L185 192H180V193L176 192ZM202 194H204V193H202ZM108 195H109V193H108ZM129 195H131V197ZM204 195H206V194H204ZM42 196H43V194H42ZM45 196H49V195H45ZM95 196L97 197V195H95ZM140 196H141L140 198H142L143 195H140ZM157 196L159 197L160 195H157ZM172 196H174V195H172ZM67 197H65V198H67ZM85 197H87V196H85ZM82 198H83V196H82ZM98 198H96V199H98ZM110 198H112V197H110ZM170 198L171 197H169V199ZM90 199H92V198H90ZM107 199H109V198H107ZM134 199L131 198V201L133 200L134 201L133 203L135 204ZM63 200H59V201L63 203L64 202ZM109 200H111V199H109ZM201 200H203L202 197H201ZM68 201H70V200H68ZM83 201H85V200H83ZM167 201H169V200H167ZM203 201H207V199H205ZM229 201H231V200H229ZM257 201H259L258 203L260 205L258 204L259 207H257V206L256 207L261 208V200H257ZM198 202H200V200ZM211 202L212 201H210V203ZM210 203H209V206H211ZM227 203H230V202H228V200H227ZM262 203H264L263 200H262ZM117 204H119V203H117ZM200 204H201V202H200ZM60 205H61V203L59 204V206ZM91 205H93V202ZM194 205H191V206H194ZM201 205H203V204H201ZM227 205L229 206L231 204H227ZM82 206H85V204ZM233 206H235V205H233ZM233 206L231 205L230 207L232 208ZM57 207H58V205H57ZM72 207L77 208V209L79 208V207H75L74 205ZM72 207H71V210L74 209V208L72 209ZM103 207H105V206L103 205ZM217 207L220 208L221 206H217ZM224 207H227V206L225 205ZM62 208H63V205H62ZM86 208H88V207H86ZM129 208H131V207H129ZM188 208H192V207L189 206ZM221 208L223 209V207H221ZM248 208H250V206ZM124 209H126V208H124ZM232 209L235 210V208H232ZM232 209L229 208V210L233 211ZM78 210H76L75 212L77 213ZM118 210H120V209H118ZM131 210H132V208H131ZM85 211H86V209H85ZM106 211H108V209ZM106 211H105V213H106ZM128 211H129V209H128ZM146 211H147V214H146ZM194 211L195 210H193V213H194ZM68 212L70 213V211H68ZM88 212L89 211H87V214H88ZM115 212L117 213V211H115ZM228 212H227V214L229 215ZM251 212H253V211L251 210ZM12 213H14V211ZM62 213H64V212L62 211ZM71 213H74V212H71ZM79 213H80V211H79ZM107 213H110V212H107ZM128 213L131 214L130 212H127V215H128ZM96 214L98 215V213H96ZM133 214H135V213H132L131 216H133ZM259 214L263 215V213H261V212ZM65 215H66V213H65ZM73 215L74 214H69V216H73ZM228 215H226V216H228ZM250 215H253V213L249 214V216ZM136 216L138 217V214ZM40 217H42V216H40ZM73 217L75 218V215ZM253 217H256V216L253 215L252 219H257L258 216L256 218H253ZM49 218H51V216ZM54 218H57L56 214H55ZM101 218H103V215ZM250 218H251V216H250ZM58 219H57V222H62V223L64 222V221H58ZM106 219H104V220H106ZM242 219H244V217ZM73 220H75V219H73ZM78 220H79V218H78ZM99 220H101V219L99 218ZM99 220H98V222H99ZM107 220H110V219H107ZM134 220H137V219L135 218ZM37 221H39V220H37ZM142 221L146 222V220H142ZM248 221H250V220H248ZM40 222H41V219H40L39 223ZM80 222L81 221H79V223H77V226H78V224L80 225ZM98 222H96L97 225H96V223L94 225L98 226ZM136 222H141V221H136ZM227 222H229V221H227ZM261 222H263V221H261ZM39 223H37V224L40 225ZM52 223H56V222H52ZM67 224H69V223H67ZM86 224H87V222H86ZM142 224H143V222H142ZM207 224H209V222ZM225 224H223V226ZM228 224H230V223H228ZM38 225H36L37 226L36 228L41 227ZM64 225L67 226L66 223ZM102 225H104V224H102ZM54 226H55V224L52 227L55 228L56 226L55 227ZM140 226H142V227H140ZM198 226H199V228H197V229H199V230L197 231V229H195V228ZM229 226L231 227V225H229ZM57 227L60 228L61 225H60V227H59V225H57ZM206 227H209V226H206ZM220 227L221 226H219L218 228H220ZM58 228H55V229L57 230ZM70 228H69V230H70ZM102 228H100V229H102ZM225 228H224L225 230L228 229L227 227H225ZM233 228H235V227H233ZM38 229H36V230H38ZM55 229H53V230L55 231ZM77 229H76V231H77ZM149 229H151V231H154V233L152 234L151 237L146 239V234H144V233H146ZM220 229H222V228H220ZM53 230H51V231H53ZM59 230H57V231H59ZM57 231H55V232H57ZM79 231H80V229H79ZM222 231H223V229H222ZM231 231H232V229H231ZM61 233L62 232H60V234ZM31 234H32V232H31ZM75 234H76V232H75ZM81 234H83V233H81ZM67 235H69V234H66V236ZM73 235H74V233H73ZM66 236H64V238ZM87 236H89V235H87ZM44 238L41 237V239L40 238H38V239L43 240V244L45 243V246H46V242L44 241L45 240ZM74 239H70V240H74ZM113 239H117V240H113ZM218 239H219V236H218ZM15 240H16V238H15ZM60 240H61V238H60ZM63 241H65V240H63ZM76 241L78 242L79 240H76ZM102 241L104 242V239H102ZM108 241L109 240H106V244ZM39 242H42V241H38L35 243H39ZM68 242H69V240L66 243H68ZM74 242H75V240H74ZM77 242H75V243H77ZM90 242H92V241H90ZM227 242H226V244H229L230 241L228 243ZM232 242L233 241L230 242L232 244V245L230 244V246L237 245V244H235V242H233V243ZM28 244H29V242H28ZM60 244H64V243L61 242ZM76 245H78V244H76ZM91 245H93V244H91ZM120 245H122V247H123L122 249H124V247L129 248V249L134 247V249H131L130 251L127 250L128 252H133L132 253L133 255L130 253V255H132V256L129 258H126V257L124 258V257L120 256L123 259L122 260L119 256H117V254H115V252L116 253H118V252L114 250V248L116 249L117 246H118V248L121 247ZM28 246H29V248H32L34 245H32L30 242V244ZM62 246L65 248V245H62ZM208 246H210L211 248H209ZM226 246H228L229 248H226ZM258 246H260V245H258ZM23 247H25V246H23ZM63 247H60V249L61 248L64 249ZM85 247L86 248L88 247L89 249L88 248L86 249ZM107 247H109V248H107ZM262 247H264V246H262ZM72 248H73V245H72ZM78 249H80V247ZM67 250H64V251H67ZM227 250L233 251V253H235L233 255H230V257L231 256L233 257L232 260L228 259L229 257H227V255L229 253V251L226 252ZM242 251H243V249H242ZM84 252L86 253V255H84L85 257L80 256V255L84 254ZM100 252H102V251H100ZM148 252H146L145 254H147ZM24 253L29 255V256L24 255ZM47 253H49V252H47ZM119 253L122 254L121 251ZM140 253H141V251H140ZM231 253H229V254H231ZM121 254H119V255H121ZM152 254H154V255H152ZM243 255H245V254H243ZM247 255L249 258L251 253L247 254ZM12 257H14V256H12ZM86 257L88 259H91V260L86 261V260L82 259V258H86ZM224 257H227V258L223 259ZM9 259H10V257H9ZM12 259H15V258H12ZM153 259H154V257H153ZM226 259H228L230 261L227 262L228 260H226ZM224 260H226V261H224ZM258 260L261 261V259H258ZM96 261H98V262H96ZM161 261H163V263ZM262 261H264V260L262 259Z\"/></svg>",
    "mask_w": 264,
    "mask_h": 264
}]
</instances>
